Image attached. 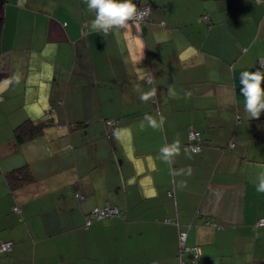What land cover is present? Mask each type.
Instances as JSON below:
<instances>
[{"label":"crops","instance_id":"crops-1","mask_svg":"<svg viewBox=\"0 0 264 264\" xmlns=\"http://www.w3.org/2000/svg\"><path fill=\"white\" fill-rule=\"evenodd\" d=\"M133 3L146 20L102 35L86 0H0V264H264V111L240 94L242 71L264 72V0ZM25 119L49 124L19 143ZM20 165L34 180L10 191ZM106 204L119 214L86 224Z\"/></svg>","mask_w":264,"mask_h":264},{"label":"clouds","instance_id":"clouds-1","mask_svg":"<svg viewBox=\"0 0 264 264\" xmlns=\"http://www.w3.org/2000/svg\"><path fill=\"white\" fill-rule=\"evenodd\" d=\"M90 11L95 12L91 22V29L102 35H107L113 29L126 28L137 17V6L133 0H86ZM139 99L142 102L153 100L156 96V88L143 92L139 88ZM240 94L244 99V111L249 118L258 119L264 111V72L260 70H244L240 73ZM170 95L175 96L174 92ZM152 128H158L163 124V116L159 122L153 116H145ZM180 154L179 140L165 145L160 149V155L165 163H174L175 157ZM191 158V157H189ZM177 174H185L183 172ZM187 175H191V168L187 169ZM256 191L264 193V173L258 177Z\"/></svg>","mask_w":264,"mask_h":264},{"label":"built area","instance_id":"built-area-1","mask_svg":"<svg viewBox=\"0 0 264 264\" xmlns=\"http://www.w3.org/2000/svg\"><path fill=\"white\" fill-rule=\"evenodd\" d=\"M258 1H261V0H258ZM136 6H137V17L134 21L142 22L146 20L150 12V6L147 4H139V3L136 4ZM259 65L260 66L264 65V59H261L259 61ZM116 123H117V120L115 119L107 120V125L109 126H114L116 125ZM184 147L194 152L200 151L202 147V139H201L200 133L197 130L193 128L189 129L186 141L184 143ZM13 210L18 212L19 208L17 206H14ZM92 211H93L92 212L93 218L87 219L86 224H89L93 219L119 214L118 208H116L115 206H111L109 204H106L103 207H96ZM256 223L258 225H264V218L263 217L259 218ZM178 236H179V242H180V252L187 251L191 258L197 257V255L199 254L198 246H194V247L184 246V238H185L184 231H180ZM12 244L13 243L11 240H0V252L9 251L12 248ZM180 264H185L184 260H182Z\"/></svg>","mask_w":264,"mask_h":264},{"label":"trees","instance_id":"trees-1","mask_svg":"<svg viewBox=\"0 0 264 264\" xmlns=\"http://www.w3.org/2000/svg\"><path fill=\"white\" fill-rule=\"evenodd\" d=\"M1 28V19H0ZM48 121H33L25 119L14 127V137L19 143L26 142L39 136L44 127L48 125ZM4 179L10 191L23 187L34 180V175L27 165H20L7 170L4 173Z\"/></svg>","mask_w":264,"mask_h":264}]
</instances>
